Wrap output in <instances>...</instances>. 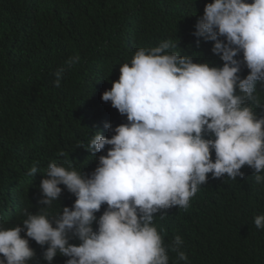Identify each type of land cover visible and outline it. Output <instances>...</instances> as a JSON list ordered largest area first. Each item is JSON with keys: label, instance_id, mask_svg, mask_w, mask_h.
Segmentation results:
<instances>
[{"label": "clouds", "instance_id": "clouds-1", "mask_svg": "<svg viewBox=\"0 0 264 264\" xmlns=\"http://www.w3.org/2000/svg\"><path fill=\"white\" fill-rule=\"evenodd\" d=\"M193 35L213 42L211 51L223 65L181 55L177 39L137 49L101 95L127 120L114 129L105 125L114 133L110 138L101 131L91 136L86 149L110 146L106 155L90 175L72 162L48 165L40 182L43 207L25 209L26 219L14 227H4L0 218V264H30V240L47 245V264L58 254L66 264H170L169 251L177 254L175 264L187 262L180 236L165 246L156 214L188 208L209 174L234 180L247 165L264 184V116L252 106L259 104L257 84L264 82V0H212ZM242 64L249 70L243 78ZM37 172L34 165L28 174ZM60 185L75 201L50 214ZM102 205L107 207L97 217ZM254 224L264 229V214ZM73 237L78 245L70 243Z\"/></svg>", "mask_w": 264, "mask_h": 264}, {"label": "trees", "instance_id": "trees-1", "mask_svg": "<svg viewBox=\"0 0 264 264\" xmlns=\"http://www.w3.org/2000/svg\"><path fill=\"white\" fill-rule=\"evenodd\" d=\"M212 0H0V218L6 228L20 224L27 209L43 205L40 182L51 162H72L85 175L98 166L102 152L86 149L93 133L110 138L105 127L126 123L101 95L118 80L120 65L141 47L178 41L181 55L194 62L222 66L213 42L193 35L204 7ZM179 51V49H177ZM78 57L71 66L69 61ZM242 59V54L237 57ZM61 69L64 71L61 72ZM60 72L59 86L56 85ZM249 70L241 65V77ZM264 82L257 84L264 116ZM214 159V153H213ZM37 166L34 176L29 170ZM243 177L209 179L188 208L174 206L156 214L154 224L165 246L176 236L188 257L179 264H264V229L254 217L264 214V184L245 165ZM264 174V173H262ZM56 214L71 207L75 196L63 185ZM107 206L102 205L99 217ZM162 217V218H161ZM95 228L96 225L94 224ZM22 236L24 233L21 234ZM70 243L78 245L75 237ZM30 264H47L34 240ZM170 264L176 252L169 251ZM57 255L52 264H66Z\"/></svg>", "mask_w": 264, "mask_h": 264}]
</instances>
